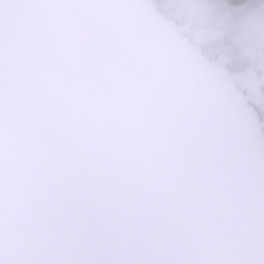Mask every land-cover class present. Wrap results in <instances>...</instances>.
I'll list each match as a JSON object with an SVG mask.
<instances>
[{"label":"clouds","instance_id":"clouds-1","mask_svg":"<svg viewBox=\"0 0 264 264\" xmlns=\"http://www.w3.org/2000/svg\"><path fill=\"white\" fill-rule=\"evenodd\" d=\"M0 264H264V119L157 0H0Z\"/></svg>","mask_w":264,"mask_h":264},{"label":"flooded vegetation","instance_id":"flooded-vegetation-1","mask_svg":"<svg viewBox=\"0 0 264 264\" xmlns=\"http://www.w3.org/2000/svg\"><path fill=\"white\" fill-rule=\"evenodd\" d=\"M198 2L209 4L211 11L195 7H178ZM157 3L162 13L172 16L183 35L187 36L192 43L199 45L201 51L211 61H218L227 68L249 103L257 109L261 119H264V87L250 86L246 68L237 55L233 28L234 20L249 9L257 7L261 0H246L240 4H231L227 0H157ZM224 9L227 12L223 14ZM198 29L213 30L217 32V35L209 41L200 42L194 37Z\"/></svg>","mask_w":264,"mask_h":264},{"label":"water","instance_id":"water-1","mask_svg":"<svg viewBox=\"0 0 264 264\" xmlns=\"http://www.w3.org/2000/svg\"><path fill=\"white\" fill-rule=\"evenodd\" d=\"M177 28H178V27H177ZM178 29H179V28H178ZM216 35H217V32H215V31H213V30H209V29H198V30H196L195 33H194L195 40H198V41H200V42L209 41V39H211V38L213 39V37H215ZM184 38L187 40V42H188L189 44H191L192 46H194V47L197 49V51L199 52V54H200L205 60H207V61L210 62L211 64H214L217 68L221 69L223 72H225V73L231 75V74L229 73V71L227 70V68H226L224 65H222L221 63H219V62H217V61H213V60L211 61V60H209V59H208V58H207V57L201 52V48H200L199 45L193 44V43L190 41V39H189L187 36H185V35H184ZM236 86H237V85H236ZM237 88H238V87H237ZM238 90H239L240 94H241L243 97H245L243 91H242L241 89H239V88H238ZM245 98H247V97H245ZM246 100H247V99H246ZM247 102H248V101H247ZM248 105H249L251 111L256 115V117H257V118H260L259 113H258L257 110L255 109V107H254L251 103H249V102H248Z\"/></svg>","mask_w":264,"mask_h":264},{"label":"trees","instance_id":"trees-1","mask_svg":"<svg viewBox=\"0 0 264 264\" xmlns=\"http://www.w3.org/2000/svg\"><path fill=\"white\" fill-rule=\"evenodd\" d=\"M229 3L231 4H240V3H243L245 2L246 0H227Z\"/></svg>","mask_w":264,"mask_h":264},{"label":"rangeland","instance_id":"rangeland-1","mask_svg":"<svg viewBox=\"0 0 264 264\" xmlns=\"http://www.w3.org/2000/svg\"><path fill=\"white\" fill-rule=\"evenodd\" d=\"M224 12H227V10H226V9H224V11H223V14H224Z\"/></svg>","mask_w":264,"mask_h":264}]
</instances>
